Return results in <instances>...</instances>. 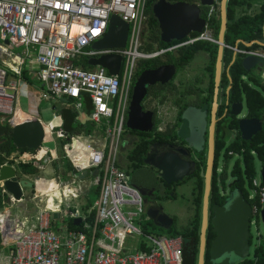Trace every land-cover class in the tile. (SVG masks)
<instances>
[{
    "label": "built area",
    "instance_id": "built-area-1",
    "mask_svg": "<svg viewBox=\"0 0 264 264\" xmlns=\"http://www.w3.org/2000/svg\"><path fill=\"white\" fill-rule=\"evenodd\" d=\"M147 1L0 0V40L14 48H23L25 55V58L19 57L0 44V57L9 59V63L6 59L0 67V114L11 124L17 123L19 84L7 83L9 70L20 75L26 60L34 59L39 79L47 88L43 97L76 100L78 110L82 108V98H89L92 121L104 132L105 138L104 143L86 144L81 148L85 169L98 171L91 188H100V196L91 210L84 212L74 205L86 187L76 181L55 189L61 192L54 201L56 209L48 207L50 191L44 197L27 199L26 204L21 201L22 207L13 200L17 202L15 205L1 210L0 252L8 254L7 264H184L182 236L150 231L145 200L131 186L129 174L118 166V146L126 130L139 63L199 42L219 45L210 23L222 0H214L209 8L201 34L154 53L144 48L143 34L149 21ZM114 16L130 26L127 47L95 49L108 35ZM224 49L244 57L264 58V53L259 51L227 44ZM108 55L122 57L119 76L110 75L100 66L85 70L80 64ZM58 136L70 137L63 132ZM11 161L20 166L36 163V158L17 156ZM51 163L48 160L47 165ZM254 184L260 188L262 210L264 186L259 179ZM93 211L95 218L91 222ZM258 212L254 208L253 218ZM55 214L59 215L58 219L54 218ZM52 218H63L60 229L52 223ZM77 219L82 220L81 224L71 229L70 223L74 224Z\"/></svg>",
    "mask_w": 264,
    "mask_h": 264
},
{
    "label": "flooded vegetation",
    "instance_id": "flooded-vegetation-1",
    "mask_svg": "<svg viewBox=\"0 0 264 264\" xmlns=\"http://www.w3.org/2000/svg\"><path fill=\"white\" fill-rule=\"evenodd\" d=\"M213 35L216 38L215 33ZM144 38L146 40L147 35ZM202 43L200 45L205 49H213L215 46L211 43ZM193 45L163 54V64L158 67L152 65L143 68L139 65L131 92L133 95L134 86L145 72L156 70L163 66L176 67L177 72L173 80L166 85L157 83L149 86L148 94L142 103L144 112L153 113V143L150 145L149 152L143 160L138 156L128 158L130 182L135 183L139 187V192L145 200L146 213L147 215L150 213L148 217L151 220V226L154 229L165 232L177 228L180 222L177 216H171L166 213L167 206L170 204L180 210L187 209V201L184 200L185 197H183L184 194L182 192L190 189L193 196L197 185V174L204 178L203 174L207 169L211 145H214L215 165L219 163L223 164L224 167L228 161L233 164V161L237 160L238 156L235 152L229 151V148L239 138L244 140L240 132V121L252 120L249 117V109L246 102H238L236 95L233 94L234 78L232 70L238 60L234 63L233 55L232 62L229 65L227 64L229 52H231L229 49H224L223 71L219 86L216 82L217 59L214 63L213 56L206 51L200 53L204 55V61L206 62L202 63L196 73L191 70L194 61L191 64H187L185 61L180 60L178 62L179 68L174 63H168V60L172 61L173 58L177 60L182 50ZM238 57L242 58L244 56L239 55ZM257 72L256 69L248 72L249 75L245 76L243 80L250 82V78L257 77L261 85H264V80L262 81L258 74L257 76L254 75ZM261 74L264 76V69ZM227 83L228 86H226ZM250 84L252 85L253 83ZM216 103L217 109H215ZM188 110L190 112L187 113ZM185 115L194 124L199 123L202 126L201 134H194L193 145L187 141L190 134V124L184 120ZM214 117L216 122L212 130ZM135 137V142H130L125 146L131 151L141 140L140 136ZM221 148L222 153L219 156L217 151ZM179 161L189 164L188 175L182 182H166L162 177V171L158 167L160 165L170 166L169 169L172 170L169 173V178L172 179L178 176L179 168L175 163ZM222 172L223 169H220L218 174L220 175ZM214 175L215 172H213V177ZM221 194L222 196L230 197L233 192L230 189H223ZM213 216L211 214V219ZM168 222L173 224L170 229ZM158 225L161 228H158Z\"/></svg>",
    "mask_w": 264,
    "mask_h": 264
},
{
    "label": "water",
    "instance_id": "water-1",
    "mask_svg": "<svg viewBox=\"0 0 264 264\" xmlns=\"http://www.w3.org/2000/svg\"><path fill=\"white\" fill-rule=\"evenodd\" d=\"M191 2L178 1L171 3L168 0H160L153 6V13L157 19L161 31V39L165 44L173 42H181L186 40L193 34H201L205 27L206 21L203 18L204 9L214 5V0H190ZM228 2H221V30L219 34V52L216 64V82L219 86L223 71V56L225 35L228 28ZM130 26L123 22L119 17L114 16L111 20L109 33L106 38L98 42L95 49H125L128 43ZM240 43H243L240 41ZM9 44V42H7ZM244 44V43H243ZM262 46L264 44L258 43ZM239 59L238 54H234V63ZM243 68L250 72L256 69L262 72L264 69V58L247 56L242 57ZM91 67H102L108 70L112 76H119L122 67V57L118 55L103 56L99 59L89 61ZM176 67L163 66L156 70L145 72L137 84L134 86L131 105L128 113L127 129L131 131H139L142 133H151L153 131V113L144 112L142 103L148 94V87L161 83L169 84L176 75ZM217 109V103L215 104ZM190 110L187 111V113ZM186 113V115H187ZM184 116V120L190 124V134L187 139L188 143H192L194 134H201L202 126L199 123L194 124L193 121ZM239 115V114H238ZM215 117L212 130L215 127ZM12 133L10 137L13 144L18 150L38 151L43 148L47 136L46 128L43 123L32 117H28L26 121L18 124H11ZM240 132L245 141H251L263 130V122L258 119L241 120ZM196 149V148H195ZM201 150V149H200ZM178 168V176L170 179L169 173L172 169L170 166L160 165L158 169L162 171L163 179L168 183L182 182L188 175L190 170L189 164L183 161L175 163ZM174 164V165H175ZM262 168V184L264 186V162ZM215 167L214 145H211L207 169L204 172L205 192L203 197V216L201 228V244L199 253V263L206 264L207 252V235L210 226L216 235L212 241L209 256L213 264H242L249 259L252 254V232L251 228L254 224L253 215L254 208L245 200L242 193L236 191L233 193L225 206L213 204L211 206V193L213 183V172ZM98 171L96 170L95 176ZM0 183L6 192L11 195L10 202H21L26 198L25 191L33 188V184L25 180H21L19 172L14 168L12 163L8 162L0 169ZM152 208V207H151ZM150 208V209H151ZM211 214L213 218L211 219ZM150 216V213L148 214ZM54 218L58 219L59 215L55 214ZM261 222L264 225V208L260 213ZM82 220H75V225L79 226ZM169 229L172 228V222H168ZM158 228L161 226L158 225Z\"/></svg>",
    "mask_w": 264,
    "mask_h": 264
},
{
    "label": "trees",
    "instance_id": "trees-1",
    "mask_svg": "<svg viewBox=\"0 0 264 264\" xmlns=\"http://www.w3.org/2000/svg\"><path fill=\"white\" fill-rule=\"evenodd\" d=\"M160 0H148L147 2V14L149 16L147 34L149 33L148 42L146 41L144 48L148 52H161L177 44H165L161 39V31L159 23L154 16L153 6ZM170 2L178 1H190V0H168ZM258 3H261V7L257 13L253 16L249 15V12ZM228 28L225 35V43L230 46H236L239 41L243 43L239 44V48L243 50H264V47L258 43H264V0H229L228 2ZM209 8L204 12V18H207ZM211 28L214 30L216 38L218 39L221 29V14L218 11L213 16L210 23ZM198 34H193L196 37ZM253 44L251 48H248L246 44ZM199 42L191 47H188L180 52V57L177 60L174 58L168 60V63H174L179 68V61H185L187 64H191L196 57L202 53L207 52L213 56V62H216L218 55V46H214L213 49H205ZM206 44V43H205ZM169 55V54H168ZM234 52H229V58L227 64L232 62ZM164 55H161L153 60L141 61L140 67H149L155 65L158 67L163 64L162 60ZM83 69L90 70L88 61H81L80 63ZM215 66V65H213ZM214 70V67H213ZM234 78V92L238 102H246L249 109V117L251 119H258L263 122V130L257 136L253 137L251 141H244L241 138L238 139L229 148V151L235 152L238 158L232 169L230 170L232 162L228 161L224 167L223 172L219 175L220 164L217 163L214 168L215 175L212 183L211 193V206L212 204L226 205L229 197L222 196L220 186L224 190L230 189L233 193L236 191L243 194L246 201H248L253 208H258L259 212L254 216L253 221L257 225L261 223L260 211H261V194L260 188H257L254 184L255 180L258 179L257 171V160L264 162V86L261 85L260 80L257 77L250 78V82L244 81L243 78L248 72L243 68L241 58L235 64L232 70ZM250 83H253L251 85ZM228 86V83L227 85ZM69 131H73V128H68ZM12 133V126L9 120L3 119L0 114V169L5 166L8 161L5 154L10 156L12 153L17 151L13 144V140L10 137ZM134 135L140 136L141 140L135 145L130 152L132 157L138 156L143 160L149 152V147L153 143V135L149 133H138L136 131L130 132ZM41 150V149H40ZM22 152L29 150H21ZM39 151V150H38ZM35 151V152H38ZM76 151L70 148L71 160L75 157ZM222 148L217 151V154L221 156ZM66 168L68 169L67 174L70 170L75 169L69 159L63 160ZM56 167H58L56 165ZM206 167V165H205ZM20 177L24 175L37 176L39 171L33 166L21 164ZM231 171V172H230ZM230 172V174H229ZM231 176V181L229 180ZM65 177H68L66 175ZM204 178L197 174V185L193 193V204L195 215L193 220L190 221L188 226L180 229H172L169 231L170 236H182L184 238V264H198L199 253L201 244V228H202V216H203V197L205 191ZM100 196V188H92L88 195L86 204L83 207L84 212L91 210L95 202ZM10 204L9 194L6 192L3 185L0 183V210L7 207ZM213 215V214H212ZM95 218V211H93L90 221L92 222ZM151 226V224H150ZM71 229H76V225L70 223ZM216 235L213 233L212 226H210L207 235V252H206V264H213L210 259L209 251L211 248L212 241ZM253 241V238H252ZM251 241V243H252ZM253 244V243H252ZM242 264H264V240H261L258 245L254 248L253 255L249 259L245 260Z\"/></svg>",
    "mask_w": 264,
    "mask_h": 264
},
{
    "label": "crops",
    "instance_id": "crops-1",
    "mask_svg": "<svg viewBox=\"0 0 264 264\" xmlns=\"http://www.w3.org/2000/svg\"><path fill=\"white\" fill-rule=\"evenodd\" d=\"M186 2H191V1H186ZM171 3H175V2H171ZM260 7H261V3L256 4L254 6V8L249 12V15L253 16L255 13H257L259 11ZM208 8H210V7H208ZM208 8H205L204 11H206ZM220 9H221V6H220L219 10ZM203 18H204V15H203ZM204 19L206 21V18H204ZM146 30H147V27H146ZM146 30H145V32H146ZM145 32L143 34L144 36L146 35ZM213 33H215L214 30H213ZM0 44L6 48L9 47L10 51L13 52L15 55L22 57V58H25V55H23V53H24L23 48H21V47L14 48L10 45V43L7 44V42H2L1 40H0ZM239 44H240V41L237 43L236 46H233V47H239ZM253 44L254 43L246 44V46L248 48H251L253 46ZM262 44H264V43H262ZM213 45H216V44H213ZM216 46L219 47V45H216ZM254 51H259V52L264 53V50H261V49L260 50H254ZM6 59H8L6 56L0 57V67H1V63L3 61H6ZM8 63H9V59H8ZM88 65H89V61H88ZM139 65H140V63H139ZM90 68H91L90 70L95 69V67H91V66H90ZM20 70H21L20 75L9 70L8 81H7L8 84H10V83L19 84L18 85L19 86V90H18V100H19L18 113L19 112H20L19 114L24 113V114L28 115V117H32V118H36V119L40 120L43 123V125L45 126L46 130L49 132L50 137L54 141H60L62 143V148L60 149V148L56 147L55 148V153H56L55 155H52V150L45 147V145L38 152H35V151L22 152L21 150L17 149V151L12 153L10 156L5 154L7 161L11 163L12 162L11 160L16 158L17 156L21 157V156H25L27 154L32 153L31 155L36 158V163L25 164V165H29V166H33L34 168H37V170L39 171V174L37 176L24 175L23 177H21V180H25L27 182L32 183L33 187L35 186L34 182L36 180H41V178L43 176L44 177L46 176L49 178L56 179L59 186H64L65 184L76 181L77 184H79L80 186H82V185L86 186L87 184H89L90 190H91L92 188H94V187L91 188V184L96 178V176H95L96 171L90 170V169H85L86 165H84V163H83L84 158L81 155V151L85 148L86 144H90V146H95V143H97V144L98 143H104L105 138H104V132L101 131L99 129V127L96 124H94V122L92 121L91 116H92L93 108L91 106V102H90L89 98H87V97L82 98V100H81L82 108L80 110H78L75 107V105L77 103L76 100H72V99H60V100L45 99L43 96L47 93V88L39 79V76H38L39 68L36 64V61L34 59H27L26 63L21 67ZM9 79H11V81ZM41 95H42L44 103L45 102L46 103L45 104L43 103L41 106L38 107L37 104L39 101H37V98L41 97ZM131 96H132V93H131ZM131 96H130V104H129L128 111H127V121H128L129 108H130L131 100H132ZM30 98L33 101L36 100L35 105L30 102ZM43 105H45V106H43ZM3 119H4V121L9 120V119L4 118V116H3ZM54 124H58V127H59L58 131L55 130ZM68 128H73V131H69ZM126 129H127V126H126ZM52 130H54V132ZM62 132L67 133L70 137L68 139L60 138L58 136V134L62 133ZM128 132L130 133V132H134V131L128 130ZM149 134H152V132ZM135 136H137V135L133 136L132 143L136 141ZM70 148L77 150L76 155L72 160H71L70 155H68V154H70L69 153ZM81 148H83V149H81ZM149 149H150V147H149ZM124 150L127 154V152L129 151V148L124 147ZM130 152H131V150H130ZM65 159H67V160L69 159V161L72 163L73 167L75 168L73 170H70L68 174H67L68 169L66 168V165L63 161ZM48 160L52 161V163L49 165H47ZM117 163H118V160H117ZM12 165L14 166L15 169L18 170L19 175H20L19 166H17V164L14 162H12ZM56 165L58 167H56ZM118 166L120 169H122L123 171H125L129 174L128 160L126 161V166H124V167L120 166L119 163H118ZM40 167H42V168L45 167V170L44 171L41 170ZM41 174H43V176ZM40 175L42 177H40ZM66 175H68V177H65ZM132 184L134 185V188L139 191V187L135 183H132ZM28 189H31V188H28ZM90 190H85V192L81 193L80 199H78L74 204L76 207L83 210V207L87 201V195H88ZM25 195H26V198L22 201L23 203H25V201L27 199L31 198V195L28 193L27 190L25 191ZM11 197L12 196L9 195V202H10ZM16 203L17 202L12 201V202H10V204L7 207H5L1 210L3 211L4 209H9L12 205H15ZM23 203L19 202L16 205H19L22 207V206H24V205H22ZM1 210H0V212H1ZM7 257H8L7 253H1L0 252V264H7V262H8Z\"/></svg>",
    "mask_w": 264,
    "mask_h": 264
},
{
    "label": "rangeland",
    "instance_id": "rangeland-1",
    "mask_svg": "<svg viewBox=\"0 0 264 264\" xmlns=\"http://www.w3.org/2000/svg\"><path fill=\"white\" fill-rule=\"evenodd\" d=\"M148 26V24H147ZM146 26V27H147ZM145 34L147 35V38L145 40V43L146 41L148 42V35L149 33L147 34V31L145 32ZM205 57L203 54H200L196 57V59L194 60L192 66H191V70L193 73H196L197 70L200 69V67L202 66V63L206 62L204 61ZM258 76L262 79V81L264 80V76H262L263 74H261V72H257V73H254L255 76ZM11 81V79H9ZM253 85V84H252ZM264 86V85H263ZM33 100L30 98V102L32 104H36V100L33 101ZM37 101L38 102V107L41 106L44 101H43V98H42V95L41 97L37 98ZM46 103V102H45ZM44 103V104H45ZM45 106V105H43ZM54 128L56 131H58V124H54ZM47 132V136H46V139H45V142H44V145L45 147H47L48 149L52 150V155H55V148H62V143L60 141H54L50 135H49V132L46 130ZM133 134L129 133L128 130L126 129L122 138L120 139L119 141V146H118V163L120 166H126V161L128 160L129 157L132 158V155L130 152V150L127 152H125L124 150V147L129 144L130 142H132L133 140ZM236 160L233 161V163H235ZM234 164L231 165L230 167V170L232 169V166ZM220 167L221 169H223V164H220ZM262 168H263V164L261 163V161L257 160V171H258V179L259 180H262L261 179V174H262ZM231 172V171H230ZM229 172V174H230ZM43 176V174H41ZM40 175V177H42ZM46 177V176H45ZM44 176L41 178V180H36L34 182V187L31 188V189H27L28 193L31 195V197H35V198H41V197H44L46 195V193L52 191V190H55L59 187V184L58 182L56 181V179L54 178H49V177H46L45 178ZM229 180L231 181V176H229ZM131 186L134 187V185L130 182ZM89 184L86 185L85 187V190H87L89 188ZM222 186H220V191H222ZM205 192V191H204ZM182 194H184L183 197L184 200L187 201V205H186V208L187 209H179L178 207H175V206H171L170 204L167 206V209H166V213L168 215H171V216H177L180 220V222L178 223V226L177 228L180 229V228H183V227H186L188 226V224L190 223L191 220H193L194 218V215H195V211H194V204H193V196L191 195V191L190 189L188 190H183ZM150 220V219H149ZM255 222V221H254ZM52 223L56 226V228L60 229L63 225V218L61 220H55L54 218H52ZM151 223V222H150ZM150 231L152 233H158V234H162V235H170L169 232H165V231H162V230H159V229H154L152 228V226H150ZM251 232H252V235H253V241H252V254L251 256L253 255V251H254V248L256 247V245H258L260 243L261 240H264V225L262 224V222L257 225V224H253L252 225V228H251Z\"/></svg>",
    "mask_w": 264,
    "mask_h": 264
},
{
    "label": "bare ground",
    "instance_id": "bare-ground-1",
    "mask_svg": "<svg viewBox=\"0 0 264 264\" xmlns=\"http://www.w3.org/2000/svg\"><path fill=\"white\" fill-rule=\"evenodd\" d=\"M19 113L17 114V117H16V121H17L18 124L26 121L27 118H28V115H26L24 113H21V114H19ZM31 154H27L25 156L33 157ZM25 156H21V158H24ZM56 193H58L60 195L61 192L58 191V190H54V191L49 193V196H47V203H48V207L50 209H56L54 201H55V198L59 197V195H56Z\"/></svg>",
    "mask_w": 264,
    "mask_h": 264
},
{
    "label": "clouds",
    "instance_id": "clouds-1",
    "mask_svg": "<svg viewBox=\"0 0 264 264\" xmlns=\"http://www.w3.org/2000/svg\"><path fill=\"white\" fill-rule=\"evenodd\" d=\"M56 195H59L58 193H56Z\"/></svg>",
    "mask_w": 264,
    "mask_h": 264
}]
</instances>
